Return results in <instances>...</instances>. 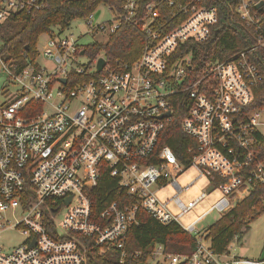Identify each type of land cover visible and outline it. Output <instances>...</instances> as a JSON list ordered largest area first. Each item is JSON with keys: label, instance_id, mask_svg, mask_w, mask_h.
Returning <instances> with one entry per match:
<instances>
[{"label": "built area", "instance_id": "2783aa9c", "mask_svg": "<svg viewBox=\"0 0 264 264\" xmlns=\"http://www.w3.org/2000/svg\"><path fill=\"white\" fill-rule=\"evenodd\" d=\"M161 3L173 8L163 22L155 1L139 16L137 0H125L119 13L107 6L111 20L94 21L95 11L82 18L86 30L77 37L68 28H54L39 50L45 64L38 56L23 67L13 65L0 48V77L9 78L0 89V233L14 227L27 234L9 251L0 246V264H87V241L116 249L123 262L125 232L138 224L141 210L163 224L177 222L196 241L189 254L166 253L158 244L146 264H264V258L239 256L230 246L215 252L205 238L207 228L196 227L211 212L227 213L264 183V107L249 109L260 77L251 54L264 50V28L252 12L257 3L240 0L237 9L255 26L256 45L207 64L193 81L187 79L189 56L173 62L171 56L188 40L209 38L217 9L201 0ZM43 7V0H0V26L12 12L32 14ZM123 23L135 24L146 36L137 60L112 65L102 53L94 59L85 55V45L102 42L84 44L81 38L101 34L108 40ZM100 57L105 64L98 71ZM175 95L185 96L181 129L195 140L184 163L169 145L158 144ZM36 103L42 104L39 112ZM166 112L170 115L162 116ZM188 166L197 170L196 178L209 179L206 190L187 203L178 195L158 198L156 191L166 183L178 192L191 187L196 178L184 186L176 179ZM106 172L126 200L95 213L91 191ZM214 189L222 196L190 224H180L179 217Z\"/></svg>", "mask_w": 264, "mask_h": 264}, {"label": "trees", "instance_id": "16d2710c", "mask_svg": "<svg viewBox=\"0 0 264 264\" xmlns=\"http://www.w3.org/2000/svg\"><path fill=\"white\" fill-rule=\"evenodd\" d=\"M44 7L32 14L12 12L0 26L1 54L11 64L23 67L34 63L39 56L37 47L41 34H49L54 28L65 30L71 22L93 13L100 5L110 6L115 12L122 11L125 0H43ZM155 1L159 7L158 20L168 18L172 7H167L161 0H137L138 15H143L147 2ZM259 7H253L257 24L264 28V0H253ZM240 0H201V5L214 6L218 13V22L212 26L210 36L202 42L188 40L179 45L171 60L189 56L191 69L186 67L189 81L199 78L206 67L215 61H224L232 56L255 46V26L247 25L238 14ZM181 20V18H180ZM177 21H174L175 24ZM173 25V24H172ZM146 36L133 23L121 24L108 40L102 43H89L84 46L85 55L94 59L100 53L107 64L117 62L131 63L141 54ZM251 57L258 65L260 77L253 89V100L249 109L264 107V50L256 48ZM93 75L83 74L80 80H87ZM172 116L166 121L158 144L169 145L181 162H187L195 149V140L181 129V122L187 113L188 105L184 95L171 98ZM38 112L41 103H36ZM28 115V114H26ZM264 147V143H263ZM189 150H192L190 152ZM124 195L117 189L116 179L107 172L91 191L92 207L95 213L109 202L122 201ZM264 212V183L256 184L248 196L238 200L231 210L220 216L207 227L205 238L217 253L227 251L230 243L238 239L248 229L250 223ZM88 244L87 264H146L154 248L161 244L166 253L189 254L195 248L193 235L186 232L177 222L166 224L154 219L145 211L138 213V224L130 226L125 232L126 255L121 262L119 252L105 246Z\"/></svg>", "mask_w": 264, "mask_h": 264}, {"label": "rangeland", "instance_id": "374dc122", "mask_svg": "<svg viewBox=\"0 0 264 264\" xmlns=\"http://www.w3.org/2000/svg\"><path fill=\"white\" fill-rule=\"evenodd\" d=\"M113 18L112 12L108 10L106 5H100L95 12L93 13V20L94 21H108ZM86 27L84 26L82 19H76L71 22L70 27L65 30L67 34L72 33L74 37L80 35L81 32H85ZM46 39V34H41L37 47L38 50H42V45L44 40ZM95 40H99L100 42H106L107 36L96 34L91 36L90 34L85 35L81 38V42L86 44ZM1 48V42H0ZM39 62L41 64L46 63V59L40 55ZM81 61H87V58L81 57ZM9 82V78L7 76L0 77V89L1 87ZM261 120L264 121V112L261 114ZM198 176L197 170L192 167L188 166L184 169L183 172L179 173L177 176V182L184 186L190 183ZM209 185V179L205 176L198 177L194 180L193 184L187 191L178 192L175 187H173L170 183H166L163 187L159 188L156 191V195L161 200H166L174 195H178L179 198L184 202L187 203L189 200H194L201 192L206 190L207 186ZM222 193L219 189H214L209 192L205 198L197 202L190 210L179 217V222L182 225H188L193 220L197 218V216L201 215L207 208H209L212 204H214L220 197ZM172 212L174 214H178L180 210L173 205V203H169ZM219 215L211 212L210 214L206 215L203 220L196 224L198 229L207 228L210 224L218 219ZM17 218V216H16ZM10 225L15 223V218L10 217ZM27 237L26 233H23L20 229L14 227H8L4 229L0 233V246L3 250L9 251L16 245L22 243ZM230 249L233 253L239 256L245 257H254V258H264V212L259 215L255 220H253L248 229L241 235L240 238L234 239L230 243Z\"/></svg>", "mask_w": 264, "mask_h": 264}, {"label": "water", "instance_id": "95a60500", "mask_svg": "<svg viewBox=\"0 0 264 264\" xmlns=\"http://www.w3.org/2000/svg\"><path fill=\"white\" fill-rule=\"evenodd\" d=\"M262 3H263V1L258 2V3L256 4V7H259ZM82 53H83V51H81V54H82ZM104 64H105V60H104L102 57H100V58L98 59V63H97V70L100 71V70L103 68ZM62 81L65 82L66 79L63 78ZM169 115H170V112H166V113L162 114V116H169ZM211 188H212V185H210L208 189L210 190ZM70 199H71V196H68V197L65 199V204H66V205L70 202Z\"/></svg>", "mask_w": 264, "mask_h": 264}]
</instances>
